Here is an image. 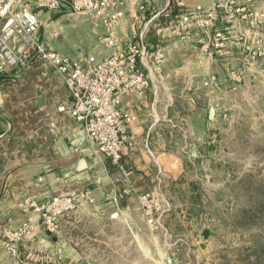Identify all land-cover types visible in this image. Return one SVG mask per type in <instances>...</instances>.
Returning <instances> with one entry per match:
<instances>
[{"label":"rangeland","instance_id":"obj_1","mask_svg":"<svg viewBox=\"0 0 264 264\" xmlns=\"http://www.w3.org/2000/svg\"><path fill=\"white\" fill-rule=\"evenodd\" d=\"M66 10L42 11L41 35L66 53H95L93 21ZM215 58L218 70L196 84L170 75L160 84L175 97L171 120L148 138L161 159L122 179L138 206L121 213L124 224L109 222L113 239L106 223L95 234L99 223L84 220L70 231L76 251L52 264H264V56ZM199 86L203 112L187 98Z\"/></svg>","mask_w":264,"mask_h":264},{"label":"crops","instance_id":"obj_2","mask_svg":"<svg viewBox=\"0 0 264 264\" xmlns=\"http://www.w3.org/2000/svg\"><path fill=\"white\" fill-rule=\"evenodd\" d=\"M185 1L188 6H208L212 0ZM173 3L126 0L120 36L127 44L143 34L149 50L159 53L160 58L155 61L152 57L149 61L146 71L151 78L150 89L145 99L133 105L139 116L132 126L138 145L131 156L124 158L125 170L111 158L96 155L82 123L58 110L60 104L68 102V95L51 65L35 61L0 73V264H13L8 238L27 223V232L20 241L22 258L26 264H52L76 251L73 246L76 237L70 231L84 220L99 223L95 234L103 231L106 223L107 238L113 239L108 235L109 222L124 224L121 213L125 215L138 206L132 203L138 196L135 189L132 191L130 185L121 182L134 171L139 175L150 174L155 159H161L156 147L153 150L149 146L148 138L152 132L159 133L163 120H171L175 97L165 87L162 91L160 84L167 81L168 75L175 80L190 77L196 84L218 70L219 61L222 64L223 60L210 58L199 41L161 37L162 25L178 13ZM253 5L259 7V0H253ZM78 22L72 23L75 26L72 29L80 26ZM90 23L91 32L98 35L100 42L96 43L95 52L103 54V25ZM242 25L249 29L246 19H242ZM51 46L71 57L84 56L66 53L68 50L62 46ZM226 58L230 63H242L240 47H235L233 56ZM199 87L186 97L193 108L203 112L207 99L202 96L204 103L201 102L203 88ZM205 92L209 99V93ZM133 179L140 178L134 174ZM87 191L94 203L82 199ZM62 194L74 197L77 203L72 211L60 216V228L51 233L36 209L48 207L54 197ZM115 213L117 217H113Z\"/></svg>","mask_w":264,"mask_h":264},{"label":"built area","instance_id":"obj_3","mask_svg":"<svg viewBox=\"0 0 264 264\" xmlns=\"http://www.w3.org/2000/svg\"><path fill=\"white\" fill-rule=\"evenodd\" d=\"M172 1L179 10L162 25L164 40L199 41L210 58L232 57L235 47H240L243 63L264 56V10L253 5V0H212L208 6ZM125 5L126 0H0V73L35 61L51 65L68 95V102L58 110L82 123L94 153L111 158L121 170H125L124 158L137 147L132 126L139 116L133 105L145 99L150 89L149 61L160 58L149 50L143 34L127 44L120 36ZM66 9L96 26L103 25L105 53L71 57L46 41L40 33V13ZM242 19L249 29L243 28ZM82 197L94 202L89 191ZM76 203L74 197L62 194L48 207L36 210L53 233L60 228V216L72 211ZM28 225L8 238L13 264H26L20 241Z\"/></svg>","mask_w":264,"mask_h":264},{"label":"water","instance_id":"obj_4","mask_svg":"<svg viewBox=\"0 0 264 264\" xmlns=\"http://www.w3.org/2000/svg\"><path fill=\"white\" fill-rule=\"evenodd\" d=\"M117 216H118V213L113 214V217H117Z\"/></svg>","mask_w":264,"mask_h":264}]
</instances>
